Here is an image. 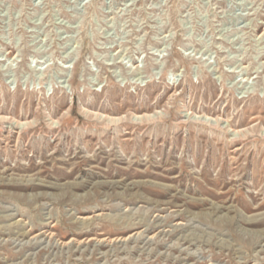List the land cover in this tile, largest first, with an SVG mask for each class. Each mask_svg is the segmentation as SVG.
<instances>
[{"label": "rangeland", "instance_id": "1", "mask_svg": "<svg viewBox=\"0 0 264 264\" xmlns=\"http://www.w3.org/2000/svg\"><path fill=\"white\" fill-rule=\"evenodd\" d=\"M0 264H264V0H0Z\"/></svg>", "mask_w": 264, "mask_h": 264}, {"label": "bare ground", "instance_id": "2", "mask_svg": "<svg viewBox=\"0 0 264 264\" xmlns=\"http://www.w3.org/2000/svg\"><path fill=\"white\" fill-rule=\"evenodd\" d=\"M202 116V115H201ZM205 118H206V116H205ZM208 118V117H207ZM214 119H216V118H214ZM200 120V119H199ZM217 120V119H216ZM205 121V120H204ZM208 123V122H207ZM216 123V122H215ZM20 124V123H19ZM25 123H21V125H24ZM231 131V130H230ZM237 133V132H236ZM236 136V135H235Z\"/></svg>", "mask_w": 264, "mask_h": 264}]
</instances>
